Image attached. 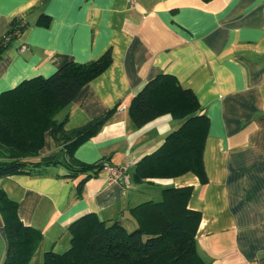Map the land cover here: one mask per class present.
<instances>
[{"label":"crops","instance_id":"obj_1","mask_svg":"<svg viewBox=\"0 0 264 264\" xmlns=\"http://www.w3.org/2000/svg\"><path fill=\"white\" fill-rule=\"evenodd\" d=\"M41 14L50 17L49 27L35 25ZM15 18L28 28L0 61V94L110 50V67L60 111L67 117L65 129L123 102L74 153L88 165L108 159V167L122 170L120 178L112 179L106 168L84 183L78 198L81 176L60 177L65 173L60 163L41 175L0 178V188L18 204L20 221L43 233L30 264H42L48 250L65 251L68 227L81 215L126 222L129 208L150 199L144 187L151 184H134L133 168L180 122L162 116L136 128L127 108L162 73L193 92L209 121L203 152L207 183L190 173L167 180L168 187L192 188L188 207L200 213L195 235L200 256L207 264H264V0H135L133 6L128 0H0V39ZM62 155L47 133L37 160L59 162ZM0 241L1 264L6 249L1 218Z\"/></svg>","mask_w":264,"mask_h":264},{"label":"trees","instance_id":"obj_2","mask_svg":"<svg viewBox=\"0 0 264 264\" xmlns=\"http://www.w3.org/2000/svg\"><path fill=\"white\" fill-rule=\"evenodd\" d=\"M209 2L212 0H201ZM51 19L38 16L35 25L49 27ZM28 28L20 18L13 19L0 39V61L4 52ZM112 63L111 51L88 63L67 62L49 77L23 80L0 94V178L12 175H41L58 161L37 160L49 133L54 145L61 146L67 162L60 177L81 176L75 196H81L84 183L108 167V159L83 164L74 158L76 149L94 137L123 103L118 102L103 115L85 125L66 130L67 117L56 115L70 104L81 89L105 72ZM127 114L136 128L169 116L180 122L164 141L134 166V184L171 180L194 175L207 183L203 152L209 121L192 91L183 89L169 73L150 80L131 97ZM191 186L164 187L158 201L149 199L128 209L124 220L106 221L94 212L75 219L68 227V248L57 253L44 252L42 264H207L196 245L200 213L188 207ZM18 204L0 188V218L6 240L1 264H30L43 240V233L23 224L17 215Z\"/></svg>","mask_w":264,"mask_h":264},{"label":"rangeland","instance_id":"obj_3","mask_svg":"<svg viewBox=\"0 0 264 264\" xmlns=\"http://www.w3.org/2000/svg\"><path fill=\"white\" fill-rule=\"evenodd\" d=\"M63 116V112H59L57 115H56V120L57 121H60V120H63L64 117L62 118ZM168 117V116H167ZM77 124V123H76ZM70 126H75V122H71ZM69 126V127H70ZM81 127V125H80ZM76 128H79V126L75 127L74 129ZM65 162H67L66 160V157H64V155H62L61 157H59V163L64 166ZM53 166V165H52ZM65 167V166H64ZM168 185V181L167 180H156L154 181L153 184L151 185H146L144 187V190L146 192V194L148 195V198L152 199V200H155V201H158L160 199V194H161V190L164 188V187H167ZM128 219H126V228L128 231H131L133 230V227L132 225H130L129 221H127ZM42 242V241H41ZM3 249V245H2V242L0 241V251Z\"/></svg>","mask_w":264,"mask_h":264},{"label":"built area","instance_id":"obj_4","mask_svg":"<svg viewBox=\"0 0 264 264\" xmlns=\"http://www.w3.org/2000/svg\"><path fill=\"white\" fill-rule=\"evenodd\" d=\"M128 4L133 6L135 4V0H128ZM22 49L23 48H21V50ZM109 171H110V176H111L112 179H118V178H120L121 172H122L121 169H118V168H109Z\"/></svg>","mask_w":264,"mask_h":264}]
</instances>
